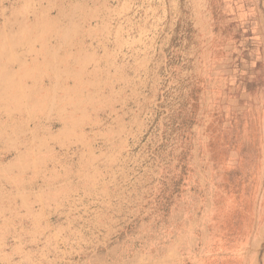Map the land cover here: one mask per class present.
<instances>
[{
    "label": "rangeland",
    "instance_id": "rangeland-1",
    "mask_svg": "<svg viewBox=\"0 0 264 264\" xmlns=\"http://www.w3.org/2000/svg\"><path fill=\"white\" fill-rule=\"evenodd\" d=\"M0 264H264V0H0Z\"/></svg>",
    "mask_w": 264,
    "mask_h": 264
}]
</instances>
